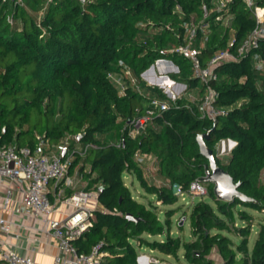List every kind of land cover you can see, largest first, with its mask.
Masks as SVG:
<instances>
[{
  "label": "trees",
  "instance_id": "obj_1",
  "mask_svg": "<svg viewBox=\"0 0 264 264\" xmlns=\"http://www.w3.org/2000/svg\"><path fill=\"white\" fill-rule=\"evenodd\" d=\"M202 2L210 7L213 0H23L21 6L0 1V143L33 147L35 135L41 134L49 144H57L67 134L83 132L79 141L94 145L85 156L90 167L83 176L87 189L98 190V201L106 211H95L93 224L74 244L88 252L101 241L104 264H139L134 243L175 259L182 251L187 264H216L213 251L224 264H264V223L259 224L251 249L247 246L252 225L247 209L264 211L260 180L264 171V68L256 69L250 56L217 68L218 78L213 82L217 103L229 106L240 100L241 104L214 122L200 118L195 103L187 107L184 100H178L180 107L153 116L133 138L122 128L142 112L146 99L130 86L119 94L107 78L119 60L138 76L155 59L171 57L180 68L173 77L186 81L190 88L195 86L187 60L176 54L161 56L159 50L184 42L181 23L200 19ZM254 2L264 6V0ZM229 12L228 27L215 21V12L209 16L202 61L226 47L231 34L237 46L254 27L253 8L244 0H231ZM7 13L12 14L13 25L6 22ZM256 51L264 61V38ZM141 86L150 95L166 98L155 87ZM213 125L206 145L217 165L251 199H217L213 183L206 181L207 196L215 207L200 198L193 202L188 215L190 239H181L169 234L174 209L161 220L156 204L134 198L123 176L132 174L144 193L162 205L175 203L178 196L171 184L186 190L191 181L205 175L207 160L199 153L196 135ZM223 139L235 142L224 158L217 155L216 147ZM137 149L155 156L158 173L169 185L156 186L143 176L133 160ZM236 214L245 224L233 228L240 236L233 247L227 233ZM160 235L163 239L146 238Z\"/></svg>",
  "mask_w": 264,
  "mask_h": 264
},
{
  "label": "built area",
  "instance_id": "obj_2",
  "mask_svg": "<svg viewBox=\"0 0 264 264\" xmlns=\"http://www.w3.org/2000/svg\"><path fill=\"white\" fill-rule=\"evenodd\" d=\"M0 1L9 2L12 6L23 5V0ZM230 1L213 0L210 7L202 2L201 18L198 21L190 19L181 23L185 34L184 42L159 50L161 56L176 54L186 59L190 69L189 76L196 80L195 86L190 88L186 81L173 77L180 73V68L171 57L155 59L138 76L122 60L117 62L115 70L107 73L108 80L119 94H125L130 86L146 99L142 112L127 120L122 128L128 136L133 138L140 134L152 121L153 116L161 115L171 107H180L178 100H184L187 107L189 102L195 103L199 117L208 118L213 122L218 117L227 115L231 108L241 104L239 100L229 106L219 105L218 92L213 82L218 78L219 66L227 62H239L247 56L251 57L256 69L263 70L264 61L256 49L260 39L264 38V6L256 5L254 0H244L248 7L253 8L254 27L237 46L234 35L231 34L226 47L214 51L205 61L200 57L209 32V16L215 12V21L223 27H228L232 16L229 12ZM176 10L181 12L178 5ZM5 20L9 25L14 24L11 13L6 14ZM141 83L146 87L159 89L166 98L150 95L148 91L143 90ZM82 134L83 132L67 134L57 144H49L41 134H36V144L33 147L0 143V264H37L32 253L22 254L16 245L11 243V240H18L23 229L28 242L33 240L36 243L35 237L41 236L44 232L48 233L58 249L51 264H104L101 241L92 245L88 252L79 251L74 244V241L93 224L95 211H106L98 201V190L82 189L60 198L61 186L70 187L74 184L69 175L73 161L76 157L85 158L87 151L94 147L91 142L79 141ZM51 148H55V151ZM230 150L231 145L226 150L217 152V155L226 157ZM133 160L144 173L147 171L156 186L169 185L167 179L160 180L152 174L151 171L158 168L156 158L151 153L137 149L133 154ZM170 187L182 200L207 195L203 177L191 181L186 190H182L176 183ZM61 205H65L67 211H60ZM58 211L60 215L55 217L54 214ZM24 219L27 222H24ZM34 251L35 247L31 246V252ZM217 259L219 261L217 264H224L219 254ZM150 263L162 264L156 256L144 257L143 264Z\"/></svg>",
  "mask_w": 264,
  "mask_h": 264
},
{
  "label": "rangeland",
  "instance_id": "obj_3",
  "mask_svg": "<svg viewBox=\"0 0 264 264\" xmlns=\"http://www.w3.org/2000/svg\"><path fill=\"white\" fill-rule=\"evenodd\" d=\"M154 70L156 71V67L154 66ZM172 77V74L170 75ZM217 147V152L221 151V148L219 146V142L216 145ZM51 150L55 151V148H51ZM222 158H224L225 156H221ZM152 174L154 175V177L160 179V180H164L163 176H161V174L158 173V170L156 171H151ZM145 176L147 178V180L151 183H154L152 177L148 176L147 171H145ZM260 180L264 183V171H261L260 173ZM123 181L125 182V184L128 186L129 190L131 191V194L134 198H137V200L147 203L149 200H151L152 202H154L156 204V211L157 214L159 216V218L161 220H164L166 218L165 213L169 210V209H174L172 215L169 217V234L173 235V236H179L181 239H185L188 240L190 239V227H189V220H188V215L190 213L191 207H192V203L196 202L198 200V198H186L184 200L180 199L178 197L177 201L171 205H162L159 202H156L155 199H153L152 196L147 195L144 193L143 189L140 187L139 182L136 178H134V176L130 173H125L123 176ZM205 185L207 186V182L205 181ZM65 194V192L63 193V195ZM200 199H203L205 201H208L209 203L212 204L213 208L215 207L214 203L212 202V200L207 196H202L200 197ZM248 210V214H250L251 216V229H250V234L248 236V249L250 250L254 240L256 238V234L259 228V224L260 223H264V211L262 212H257L254 210ZM236 219L234 221V223L232 225H230L231 230L230 233H227V235L231 238V240L233 241V247H236V244L238 243V241L240 240V236L237 235L236 233V229L238 226L240 225H244L245 220L239 219V217L237 216V214L235 215ZM183 219V222H181V220ZM233 228L235 230H233ZM223 232V234H226V231L223 230L221 231ZM164 235H160V236H146L147 239L151 240L152 238H155L157 240L159 239H163ZM134 247L137 253V256L139 258V264H143V259L144 257H148L150 255L156 256L161 262L162 264H168V263H173V264H187L186 260L183 257V252L180 251L179 252V258L175 259L172 256H166L161 254L160 252H158L157 250H151L150 248L146 247V246H139L136 243H134ZM213 253L215 254V251L211 253V255H213ZM219 263L218 259L216 260V264Z\"/></svg>",
  "mask_w": 264,
  "mask_h": 264
},
{
  "label": "crops",
  "instance_id": "obj_4",
  "mask_svg": "<svg viewBox=\"0 0 264 264\" xmlns=\"http://www.w3.org/2000/svg\"><path fill=\"white\" fill-rule=\"evenodd\" d=\"M219 146L221 150H226L230 146V142L228 139H223L219 141ZM89 161L85 158H78L76 157L75 160L73 161L72 166L70 167L69 170V175L74 181L73 186L70 187H65L61 186V197L63 198L65 196H68L74 191L82 190V189H87V181L83 176L84 172L89 171ZM143 176L145 177V173L142 170ZM128 174V173H127ZM146 178V177H145ZM125 183V182H124ZM126 185V184H125ZM52 189V185H50ZM88 189H92L91 187ZM65 194L63 195V193ZM60 211H67V207L65 205H61L59 207ZM59 214V211L54 214L55 217H57ZM24 222H27L25 219L23 220ZM21 236L18 238L17 241L11 240V243L15 244L19 252L22 254H30L32 253L35 262L37 264H51L53 255L58 252L56 244L50 239L48 233L44 232L41 236H37L36 243L33 241H26L25 236L26 232L25 230H21L20 232ZM34 236V235H33ZM39 238V239H38ZM31 246H34L36 251L31 252ZM214 252V251H213ZM217 251H215V254L213 253L212 257L217 259Z\"/></svg>",
  "mask_w": 264,
  "mask_h": 264
},
{
  "label": "water",
  "instance_id": "obj_5",
  "mask_svg": "<svg viewBox=\"0 0 264 264\" xmlns=\"http://www.w3.org/2000/svg\"><path fill=\"white\" fill-rule=\"evenodd\" d=\"M214 128L208 129L203 133L196 135V141L199 148V153L204 156L207 160V165L205 166V175L204 181H209L213 183V192L217 199L223 201H232L233 198L237 197L240 200H250L251 198L246 196L244 193L238 190L239 182H234L230 174L217 165L216 159L213 155L212 150L206 145L205 139L210 135L211 130ZM231 143V149L235 145V142L228 139ZM126 218H133L130 214L125 215ZM183 222V219L180 223Z\"/></svg>",
  "mask_w": 264,
  "mask_h": 264
},
{
  "label": "bare ground",
  "instance_id": "obj_6",
  "mask_svg": "<svg viewBox=\"0 0 264 264\" xmlns=\"http://www.w3.org/2000/svg\"><path fill=\"white\" fill-rule=\"evenodd\" d=\"M230 145H231V143H230Z\"/></svg>",
  "mask_w": 264,
  "mask_h": 264
}]
</instances>
